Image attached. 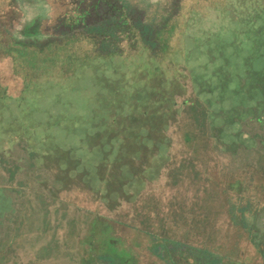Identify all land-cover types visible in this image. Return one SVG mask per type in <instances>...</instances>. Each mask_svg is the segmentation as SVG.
I'll use <instances>...</instances> for the list:
<instances>
[{"label":"rangeland","instance_id":"rangeland-1","mask_svg":"<svg viewBox=\"0 0 264 264\" xmlns=\"http://www.w3.org/2000/svg\"><path fill=\"white\" fill-rule=\"evenodd\" d=\"M17 1L19 6L10 18L4 19L8 12L0 11V264H194L197 256V264H209L208 252H202L198 243L206 246L202 243L217 239L216 228L230 194L226 183L238 177L200 172L190 176L187 185L172 186L179 170L172 160L180 146L177 107L190 93V81L222 99L230 75L224 67L226 60L214 67V80L191 78L177 70L183 54L193 53L198 44L212 59L225 47H237L241 39L238 30L232 31L236 35L229 42L222 37L234 19L241 22L254 47L245 60L255 54L264 19L258 24L250 18L264 0L100 1L96 16L85 17L87 27L101 19L104 28L112 29L118 12L110 3L115 7L121 4L132 23L149 27L145 37L152 38L156 31L161 36L155 44L139 43L134 29L118 26L103 36L108 43L105 46L110 47L106 51L98 53L84 43V54L99 55L76 64L77 76L93 89L86 115L52 109L55 96L62 95L49 92V85H44L66 78L60 71L67 76L75 60L71 54L76 52L71 48L53 52L47 42L74 36V30L57 24L51 32L23 33L28 25L23 26L25 21L36 22L40 13L49 15L50 10L37 1ZM177 5L181 12L175 17ZM228 6L230 14L222 15L219 9ZM66 10L56 12V16L72 13ZM195 11L200 16L194 17ZM173 20L174 31L163 42ZM5 27L13 40L27 44L10 42ZM196 34L199 41H195ZM119 55H125L126 61L118 59ZM136 63L141 66L130 70ZM81 81L73 78L66 83ZM256 82L248 72L238 83L245 96H250ZM9 85L37 86L17 107L9 103L21 99L20 93L6 91ZM243 102L241 99L232 109L217 111L222 121L213 120V114L205 124L212 147L222 160L228 158L224 164L228 170L236 168L244 155L256 157L257 150H247L242 138L247 133L264 132V98L253 107ZM251 111L262 116V121L247 120ZM73 133L77 137H72ZM260 149L264 151V147ZM208 160L203 156L205 169ZM11 174L14 182L8 178ZM158 178L168 188L160 195L165 206L144 208V220L138 219L135 194L141 185H145L141 194L146 193L154 186L151 181ZM29 188L45 193L49 202L37 193L28 195ZM232 188L239 190L237 185ZM186 189L189 192L184 194L181 190ZM180 193L188 212L178 208L183 204L176 200ZM253 200L247 203L251 209H255ZM236 202L243 203L242 198ZM11 249L21 250L23 257L18 260L9 255Z\"/></svg>","mask_w":264,"mask_h":264},{"label":"trees","instance_id":"trees-1","mask_svg":"<svg viewBox=\"0 0 264 264\" xmlns=\"http://www.w3.org/2000/svg\"><path fill=\"white\" fill-rule=\"evenodd\" d=\"M26 1H32V0H26ZM34 1V0H33ZM51 7H54L53 1L54 0H45ZM105 1V0H66V2L69 4L66 11H71L72 13L65 17L64 15L56 16L55 20L51 23H42L37 22H31L28 23L25 27H23L22 32L23 33H31V32H51V30L56 29L57 24H63L67 25L69 28H72L74 30V36H69L67 39L63 40H56V41H49L48 43H51L53 49L52 51H58L61 52L64 48H71L72 50H76L75 53L71 54L72 59H75L72 63V66L69 67V72L67 76L63 74L62 71H60V76L66 77L64 79H61L59 83L52 82L51 84H44L45 86L49 85L48 90L49 92L55 93L58 92L62 95V98L55 96L54 101L55 103L52 104V109H66L67 111H70L72 115L75 114H83L86 115V113L89 112V109L91 108V105H88L90 100V93L93 89H90L92 84H86L83 83L84 80L83 77H78L75 73L76 71V64L78 62L88 61L91 59H94L96 57H99L98 54H84V43H89L92 45L91 47L97 51L98 53H102L103 51H106L108 48L105 45L108 43L105 41V38L103 37L106 34H109L110 31L114 30L118 26L120 28L128 27L129 29H134L136 34V41L141 43L142 41H151L153 44L156 43L155 39L157 36L160 35L159 31H156L152 38L149 36L145 37L144 33L149 28L148 26L139 25L137 23H132V20H130V16L128 14V11L126 10L125 5H121L118 7L113 6L112 3H110L113 7V9L118 12L117 15V24L112 29H106L103 27L104 21L94 20L93 24L90 26H86L85 17L88 15H95L96 11H98L99 2ZM222 1V0H218ZM63 2V1H62ZM61 0L59 1L60 4H62ZM234 2V0H233ZM213 2H210L208 5H211ZM115 7V8H114ZM176 11L174 16L176 17L181 12V9L179 6H175ZM195 8L197 6L190 5L189 8ZM259 7V6H257ZM219 11L222 15H228L230 14L231 8L228 7H222ZM59 13V12H57ZM61 13V11H60ZM200 16L198 11L194 12V17ZM211 16V15H210ZM214 19L218 20L215 16H212ZM264 19V3L259 8V11L256 12L251 18L250 21H253L252 23H260ZM13 20V19H12ZM10 21V23L12 22ZM220 21V19H219ZM221 22V21H220ZM34 23V24H33ZM9 25V23H8ZM82 25L79 29L77 26ZM241 25V26H240ZM175 22L173 20L172 23H170L167 26L168 34L166 35V38H162L163 42L167 41V38H169L170 34L174 31ZM171 28V30H170ZM164 30V29H162ZM237 34H240L241 39L237 42V47H225L222 49V54H215V58H209L205 53L201 52L199 49V44L197 47V50L193 53L186 54L184 53V61L182 62L180 68L177 70L179 72H183L186 75H192L193 77L199 76L201 78H207L209 80L215 79V72L214 67H217L219 63H224L225 60L227 61V64L224 66L228 70V73L230 75V80L228 81L227 85L223 87L222 92L223 97L222 99H218V97L210 92L208 89H201L196 83L190 81V87L191 91L185 98L180 100L177 107V114L179 113V118L176 121V128L178 129V133L180 136V146L174 150L173 159L174 164L179 167L178 172L174 175L175 178L173 179L172 186H176L177 184L182 186L187 185V181L189 180L190 176L196 175L197 173H206L207 174H217V175H233L238 178H236V182H227L225 190L228 191L230 194H228L227 204L226 206L229 208L228 211H231L234 213V208L239 207L237 205L236 201H239L240 197L242 198L243 203L248 201H252L255 195L264 193V151L260 148L264 147V132L260 134H246V138H242V143L245 145L244 147L247 150L256 149V157H253V159H248L246 155H244V160H242L241 163H239L236 168L234 169H227L225 167V161L228 160V158H224L222 160V156L219 153V151L215 150L212 147V137L208 134V132L205 129V124L208 118L212 117L213 114L215 117L213 120L215 121H222L221 116L219 114L216 115L217 111L222 109L230 110L232 109L235 104L243 99V103L245 106L253 107L258 103L261 99L264 98V31L261 34V42L257 50H255V54L250 56L247 60H245V57H247L249 54H251V50L253 47L252 42L248 41V35L246 33V30L243 28L241 22H239L237 19H234L229 22L228 29L223 32V38H225L228 42L232 37H235L232 31H237ZM6 34L8 35L9 41L12 43H19V44H27L25 41H17L13 40L5 27ZM203 30H200L197 32L199 34ZM197 34L194 36L195 41H199ZM161 36V35H160ZM76 42V43H75ZM107 43V44H106ZM31 45V44H30ZM38 47V45H37ZM42 47V46H40ZM115 48V47H113ZM254 48V47H253ZM51 51V50H50ZM49 51V52H50ZM138 51V50H137ZM32 52H26L25 55H30ZM116 57V55H115ZM110 59H114V57H109ZM118 59L126 61L125 55H119L117 57ZM141 66V63H136V65H133L132 69H135L137 67ZM245 66V67H244ZM107 70V69H106ZM104 70V71H106ZM109 71H112L113 69H108ZM252 73L253 76L256 77L258 83L256 86L254 85L251 88V95L245 96V92L243 91V87L239 86V80L240 78L246 77L248 72ZM191 76V78H192ZM73 78L81 81L82 83L74 84L73 82L71 85H68L66 81ZM87 79V78H86ZM41 85V84H37ZM35 85L34 87H36ZM34 87L29 86H6V91H16L17 93H20L21 99L18 101H13L9 104L20 106L23 102L24 96L28 94L31 90L34 89ZM22 91V92H21ZM10 95V92H8ZM9 97V96H7ZM216 98L212 100V103L208 102L209 98ZM216 100V101H214ZM6 102V101H5ZM177 104V103H176ZM55 107V108H54ZM79 114V115H80ZM247 120H252L256 123L261 122L263 117L259 114L255 115L254 111H251L249 113ZM177 119V118H176ZM175 119V120H176ZM71 135V134H70ZM72 137H77V134H72ZM250 152V151H249ZM184 153V154H183ZM191 154V155H190ZM209 157L210 160L207 161V169H205L202 164V158ZM170 157V156H169ZM12 176L8 177L9 179L14 182L16 179L14 178L13 174ZM186 178V180H185ZM10 182V183H12ZM172 182V181H170ZM151 183L154 185L150 190H147L143 192L144 194H141V191L145 190V185H141V189L139 190V193L135 194L134 197V210H136V216L138 219H143L145 216L144 208H152L155 207L157 209L164 208L165 204L160 198V195L162 192H165L168 188L166 185H164L162 179L158 178L157 180L151 181ZM229 183H236L237 186H239L238 191H232L235 190V186L229 185ZM223 184H225L223 182ZM230 187V188H229ZM190 189V188H189ZM29 191H26V193L32 194L37 193L32 188L28 189ZM184 194L189 192L188 189L181 190ZM256 191H259L257 193ZM249 195H248V194ZM257 193V194H256ZM45 193L38 192L37 195H40L44 202H49L47 199V196L43 195ZM255 194V195H254ZM182 193H180L177 197V201L180 203H183L182 199L180 198ZM259 196H257L258 198ZM253 198V199H252ZM256 200V199H255ZM260 200V199H258ZM154 201V203H153ZM264 201V199L260 200ZM239 204V203H238ZM242 204V203H240ZM182 206V207H181ZM174 207V206H173ZM185 203L178 206V208H184L182 211L188 212L187 208H185ZM226 207V208H227ZM180 210V209H179ZM234 211V212H233ZM237 212V211H236ZM187 215V214H186ZM149 216V215H148ZM200 225H203L202 222H200ZM206 228V227H205ZM203 228L199 229L201 231ZM143 233H147L144 229H139ZM201 240V238H199ZM5 244V242H4ZM4 248V245H3ZM9 255L15 256L16 259L20 260L23 257V253L21 250H9ZM14 257V258H15ZM1 263V260H0Z\"/></svg>","mask_w":264,"mask_h":264},{"label":"crops","instance_id":"crops-1","mask_svg":"<svg viewBox=\"0 0 264 264\" xmlns=\"http://www.w3.org/2000/svg\"><path fill=\"white\" fill-rule=\"evenodd\" d=\"M59 1H53L54 7L57 3L59 4ZM61 2L69 5L66 0H61ZM37 3L48 10L51 7L45 0H37ZM15 6H19L17 0H15ZM1 10L4 11V7ZM49 12V15L40 13L37 22L43 20L45 23H51L54 21L56 11L50 10ZM31 22L34 20L25 21L23 26ZM255 196L253 200L255 209L249 208L244 202L238 204L239 207L234 208L235 212L232 213L231 208L228 211V206L219 222V227L216 228L217 239L210 240L209 245L203 242L202 244L206 246L198 243L202 252H208L209 264H264V201H260L264 199V193ZM193 259L194 264H197V260L200 261L198 256Z\"/></svg>","mask_w":264,"mask_h":264},{"label":"flooded vegetation","instance_id":"flooded-vegetation-1","mask_svg":"<svg viewBox=\"0 0 264 264\" xmlns=\"http://www.w3.org/2000/svg\"><path fill=\"white\" fill-rule=\"evenodd\" d=\"M37 0H32V1H29L30 3H33V2H36ZM4 7V11H8V15L5 16L4 18H7V17H11L12 16V11H15L18 6H15V0H0V10L1 8ZM9 7V8H7ZM68 5H65V4H56L55 8H51L49 10H55L56 12H59L61 11L62 13L67 9ZM42 23H45L43 20L41 21ZM108 241V240H107ZM110 241V240H109ZM112 245H109V247H111ZM114 255V254H112ZM109 258V257H108ZM123 259V258H121ZM113 260V259H112Z\"/></svg>","mask_w":264,"mask_h":264}]
</instances>
